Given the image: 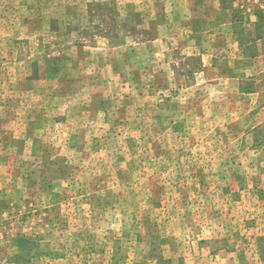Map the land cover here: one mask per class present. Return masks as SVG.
Listing matches in <instances>:
<instances>
[{
  "label": "rangeland",
  "instance_id": "rangeland-1",
  "mask_svg": "<svg viewBox=\"0 0 264 264\" xmlns=\"http://www.w3.org/2000/svg\"><path fill=\"white\" fill-rule=\"evenodd\" d=\"M0 264H264V0H0Z\"/></svg>",
  "mask_w": 264,
  "mask_h": 264
}]
</instances>
